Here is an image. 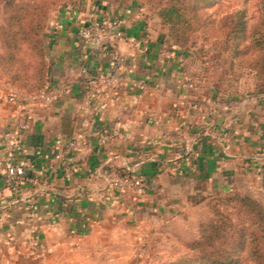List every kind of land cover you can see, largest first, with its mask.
I'll return each instance as SVG.
<instances>
[{
  "label": "crops",
  "instance_id": "1",
  "mask_svg": "<svg viewBox=\"0 0 264 264\" xmlns=\"http://www.w3.org/2000/svg\"><path fill=\"white\" fill-rule=\"evenodd\" d=\"M105 16L122 23L111 47L127 55L121 74L144 78L146 90L124 81L112 97L89 86V75L109 71L112 49L95 52L79 31ZM50 21V102L16 90L0 68V264H86L107 236L167 225L213 195L237 189L264 200L263 92H224L137 1L62 5ZM18 136L28 178L13 191L4 158ZM124 169L147 177L144 191L110 185Z\"/></svg>",
  "mask_w": 264,
  "mask_h": 264
},
{
  "label": "trees",
  "instance_id": "2",
  "mask_svg": "<svg viewBox=\"0 0 264 264\" xmlns=\"http://www.w3.org/2000/svg\"><path fill=\"white\" fill-rule=\"evenodd\" d=\"M15 1L0 0V5L4 3L8 7L15 6V13L10 14V18L17 19L20 26L16 32L7 34L16 42L17 51L29 43L39 45L43 58L42 71H39L34 79H30L31 75L26 74L25 78V74L15 70V62H20L21 65L24 62L16 58L15 52L7 51L13 43L9 38L3 37L0 68L16 90L37 95L49 84V51L42 29L46 25L50 5L49 2L47 6L44 3H29L28 8H25L29 14V24H26L22 21L23 17L17 13L24 5L16 4ZM215 2L217 0H167L160 7L159 15L170 26V36L176 47L188 42L196 45L192 41V34L202 24L204 10ZM261 5L263 16L252 31L248 30L245 8L225 16V29L222 35L216 38L218 41H214L218 49L211 60L220 61L224 58L226 63V58L231 55V66L237 58L249 53L250 48L246 41L250 36L257 46L264 49V0H261ZM11 26L13 27V23ZM259 62L256 64L262 72L264 58L261 64H258ZM261 84V92L264 93V80ZM222 90L226 92L224 88ZM209 207L211 215L200 222L199 236L189 239L186 243L187 251L165 264H264V202L248 193L233 189L210 198Z\"/></svg>",
  "mask_w": 264,
  "mask_h": 264
},
{
  "label": "rangeland",
  "instance_id": "3",
  "mask_svg": "<svg viewBox=\"0 0 264 264\" xmlns=\"http://www.w3.org/2000/svg\"><path fill=\"white\" fill-rule=\"evenodd\" d=\"M85 1L114 4L137 1L144 5L146 10L153 14L155 13L156 19L165 25L166 33L172 40L170 26L159 15L160 7L167 0H16L15 3L24 5V8L17 13L23 17L22 21L24 23L29 24V14L25 10V8H28V4L33 2L36 4L44 3L47 6L49 2L48 5L50 7L47 11L46 25L42 29L44 39L48 45L47 51H49L48 29L51 25L50 19L54 10L62 5L81 4ZM14 7L5 6L4 3L0 5V52L3 50L1 38H9L13 45L7 51L15 52L16 58H20L24 62L22 65L20 62H15L13 68L19 70L21 74H25V78L27 74L31 75L30 79H34L39 71H42L43 58L40 53L41 48L33 43L25 45L19 51L15 48L16 42L7 34L8 32L14 33L20 28L18 20L10 18V14L15 13L13 11ZM240 8L246 9L248 30L252 31L263 16L261 0H217V2L204 10L203 22L198 30L192 34V41L196 45H191V42H188L177 48L189 53L188 64L195 68L197 72L207 70L208 72L205 71L204 74L209 78H215L219 86L222 89L224 88L226 92L233 94L260 92L263 90L261 83L264 80V70L261 72L256 62L260 61L258 64H261L264 58V49L255 44L252 36L246 41L250 48L249 53L237 58L231 66V55L226 58V63L224 58L220 61L211 60L218 49L214 41H218L216 38L220 37L225 29L223 25L225 16ZM12 23L13 27H10ZM17 36L19 37L20 35ZM6 78L8 79L7 76ZM213 196L207 198L203 203L185 209L181 215L171 218L167 225L154 227L140 234L124 231L119 235L117 234L118 238L114 234L107 236L104 253H102L101 249L99 252L94 251L91 257H87L84 260L86 261L85 263L165 264L176 259L187 251V241L199 236L200 222L211 215L209 199ZM259 200L264 202L263 199Z\"/></svg>",
  "mask_w": 264,
  "mask_h": 264
},
{
  "label": "built area",
  "instance_id": "4",
  "mask_svg": "<svg viewBox=\"0 0 264 264\" xmlns=\"http://www.w3.org/2000/svg\"><path fill=\"white\" fill-rule=\"evenodd\" d=\"M80 36L83 41L91 43L95 52L105 53L108 49L113 47V43L117 38L123 36V28L120 19L113 17H102L89 24L80 27ZM112 49V48H111ZM127 55L119 50L113 48L111 50V58L109 60V71H98L88 76L87 82L93 91H102L106 95V90L109 96L115 97L119 94V88L124 81H128L133 86L140 90L148 88L147 81L142 77H125L121 71L126 68ZM189 87H194V82L187 83ZM54 90L46 87L41 93L37 95H30L31 98L40 99L44 102H50L53 99ZM10 101L18 102L20 104V111L24 115H28L31 108L26 103V99L17 91H12L8 94ZM24 98V99H23ZM202 106L203 103H196ZM212 111V107H209ZM24 127L26 122L21 123ZM70 144L74 147L76 142L73 140ZM22 146V137L18 136L15 140L8 144V150L5 154L6 168L3 172L4 184L13 191H18L21 188L22 181L28 178L26 175V166L23 163L16 162V152ZM137 156L142 157V151H137ZM57 157L62 156V152L56 154ZM110 185L119 192H127L130 189L137 191H144L148 185V179L142 173L134 169H124L118 174L114 175L110 180ZM34 239V238H33ZM36 242L37 240H33ZM6 243L10 245L15 244L13 236L6 237Z\"/></svg>",
  "mask_w": 264,
  "mask_h": 264
},
{
  "label": "water",
  "instance_id": "5",
  "mask_svg": "<svg viewBox=\"0 0 264 264\" xmlns=\"http://www.w3.org/2000/svg\"><path fill=\"white\" fill-rule=\"evenodd\" d=\"M109 182H110V180H109Z\"/></svg>",
  "mask_w": 264,
  "mask_h": 264
}]
</instances>
